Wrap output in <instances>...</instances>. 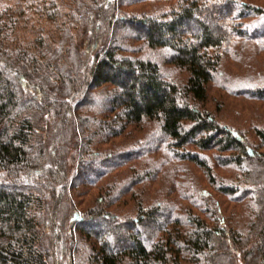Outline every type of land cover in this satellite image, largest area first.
I'll use <instances>...</instances> for the list:
<instances>
[{
	"label": "trees",
	"instance_id": "trees-1",
	"mask_svg": "<svg viewBox=\"0 0 264 264\" xmlns=\"http://www.w3.org/2000/svg\"><path fill=\"white\" fill-rule=\"evenodd\" d=\"M0 264H264V0H0Z\"/></svg>",
	"mask_w": 264,
	"mask_h": 264
}]
</instances>
